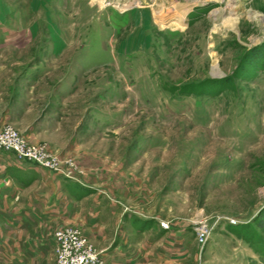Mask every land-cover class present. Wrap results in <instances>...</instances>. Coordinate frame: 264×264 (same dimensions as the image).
Here are the masks:
<instances>
[{
	"label": "rangeland",
	"instance_id": "374dc122",
	"mask_svg": "<svg viewBox=\"0 0 264 264\" xmlns=\"http://www.w3.org/2000/svg\"><path fill=\"white\" fill-rule=\"evenodd\" d=\"M2 118L66 194L54 226L0 205V264H53L62 226L137 264H264V0H0Z\"/></svg>",
	"mask_w": 264,
	"mask_h": 264
},
{
	"label": "crops",
	"instance_id": "0c3cea01",
	"mask_svg": "<svg viewBox=\"0 0 264 264\" xmlns=\"http://www.w3.org/2000/svg\"><path fill=\"white\" fill-rule=\"evenodd\" d=\"M24 120L22 125H18V128L15 129L27 141L34 142V139L30 138L33 134L30 121L26 122L25 118ZM0 123H6L4 118L0 119ZM14 158L15 156L11 152L0 150V205L7 206V211H12L17 219L34 221L43 218L48 219L54 226L58 214L61 213L58 212L57 205L60 197L66 194L65 188L62 189V184L52 172L31 162L33 166L19 162ZM22 161L24 162V160ZM13 204L14 207H12ZM62 219H67V217L63 216ZM34 231L37 232V230ZM18 232L22 233L17 234ZM12 234L25 237L26 241H23V247H20L17 251L23 252L25 258L29 260L30 256L27 255V252L37 251L38 248L37 244H34V241L30 243L29 239L32 238L31 236H35L36 233L25 229L16 230ZM39 241L44 242V239ZM53 247L54 244L52 245V251ZM39 248L42 250L41 246ZM101 255L105 264H137L135 254L130 251L119 254L112 253L107 256L102 252Z\"/></svg>",
	"mask_w": 264,
	"mask_h": 264
},
{
	"label": "built area",
	"instance_id": "2783aa9c",
	"mask_svg": "<svg viewBox=\"0 0 264 264\" xmlns=\"http://www.w3.org/2000/svg\"><path fill=\"white\" fill-rule=\"evenodd\" d=\"M0 149L50 172L58 171V161L43 144L27 141L14 127L6 123H0ZM52 237L53 264H105L101 252L93 247L79 228L62 226L53 231ZM206 237L204 231L196 234L200 244Z\"/></svg>",
	"mask_w": 264,
	"mask_h": 264
},
{
	"label": "trees",
	"instance_id": "16d2710c",
	"mask_svg": "<svg viewBox=\"0 0 264 264\" xmlns=\"http://www.w3.org/2000/svg\"><path fill=\"white\" fill-rule=\"evenodd\" d=\"M254 222L258 228L264 231V206L259 209Z\"/></svg>",
	"mask_w": 264,
	"mask_h": 264
},
{
	"label": "bare ground",
	"instance_id": "6f19581e",
	"mask_svg": "<svg viewBox=\"0 0 264 264\" xmlns=\"http://www.w3.org/2000/svg\"><path fill=\"white\" fill-rule=\"evenodd\" d=\"M212 1H215L216 2V0H212Z\"/></svg>",
	"mask_w": 264,
	"mask_h": 264
}]
</instances>
